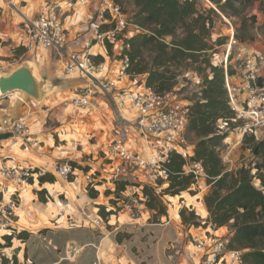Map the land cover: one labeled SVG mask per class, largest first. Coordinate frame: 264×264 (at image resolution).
<instances>
[{
	"label": "built area",
	"instance_id": "2783aa9c",
	"mask_svg": "<svg viewBox=\"0 0 264 264\" xmlns=\"http://www.w3.org/2000/svg\"><path fill=\"white\" fill-rule=\"evenodd\" d=\"M96 4V6H94ZM94 7V15L89 21V35L81 41L77 50L62 51L67 42L66 27L62 17L64 13ZM22 45L29 53L39 49H50L61 58L64 74L78 73L86 84L78 90L77 95L69 98V103L82 112H98V96L108 97L116 94L118 103L116 126L109 131L108 138L101 144L100 151L111 169L109 182L118 179L124 181L126 188L114 214L102 217L85 215L86 221L96 229L106 230V222L117 214H126L130 221L138 223L145 213L148 195L143 192L141 184H162L168 182V172L164 167L168 154L175 151L185 159L184 173L192 174L199 184L206 177L200 162L191 159L193 145L189 143L186 131L188 124V102L178 97L176 88L165 92H156L146 85L145 76H131L127 73L129 66L127 43L128 37L144 32L127 15L116 0H42L33 15H23L21 20ZM107 46L110 49L107 51ZM104 48L107 54L113 55L117 67L110 74L105 61L94 59V48ZM214 64L224 70V84L228 105L234 116L229 119L219 118L216 121L218 133H227L224 143L233 131L239 130L234 144L223 145L220 157L227 170L234 167L233 147L241 143L245 133H252L256 139H264V82L262 64L254 53L245 52L244 45L234 40L233 29L229 30V40L222 45L219 59ZM124 78L131 80V85L118 89L117 85ZM119 90V91H116ZM4 95L0 93V101ZM244 120L243 125L235 123ZM231 125L233 128H231ZM235 125V126H234ZM26 117L10 118L0 108V133H10L14 139L27 132ZM226 144V143H225ZM1 163V162H0ZM53 173L67 179L73 168L68 162L55 164ZM94 169L88 170L83 177L86 185L98 189L100 172L94 177ZM98 172V171H97ZM33 172L29 168L7 165L0 166V231L12 228V219L16 216L17 198L12 191L8 196L3 187L5 181L24 183ZM205 184V183H204ZM208 187L205 184L204 188ZM8 188V187H7ZM157 189V190H158ZM15 190V189H14ZM99 191V190H98ZM107 210L113 209L111 206ZM109 232H107L108 235ZM229 236L214 234L193 235L192 253H183L184 258L193 263L207 251L204 264H217L219 259L228 264H241L242 252L228 249ZM84 248L78 244H69L68 259H74ZM96 259L94 264H99ZM221 262V261H220ZM59 264V263H52Z\"/></svg>",
	"mask_w": 264,
	"mask_h": 264
},
{
	"label": "trees",
	"instance_id": "16d2710c",
	"mask_svg": "<svg viewBox=\"0 0 264 264\" xmlns=\"http://www.w3.org/2000/svg\"><path fill=\"white\" fill-rule=\"evenodd\" d=\"M209 1L215 8L199 7L197 0H132L134 11L130 19L144 32L127 39V73L131 76L144 75L146 85L156 92L172 90L180 77L188 72L200 76L199 90L188 99L186 135L193 145L191 159L200 162L206 174L203 181L208 185V190L203 196V202L208 217L203 222L199 221L194 211H188L185 207L178 214L182 222L189 226L210 225L216 229L230 224L227 248L242 252L241 264H264V139L259 140L254 134L245 133L243 144L248 146L247 150L256 160L234 164L230 171L226 169L220 151L227 133L217 132L216 121L219 118L229 119L234 114L228 105L224 70L211 59L215 47L223 44L226 39H213L211 36L218 12L239 19L242 27L237 29L242 32L244 30V35L239 38L244 41L250 37L248 25L255 20L254 15H247V9L256 0ZM261 27L264 32V11ZM109 49L107 46V51ZM70 164L73 169L78 166L75 162ZM184 164L183 156L173 151L164 163L168 182L161 187V191L156 192L162 184L161 180H157L154 186L141 184L143 192L148 195L146 208L163 215L166 211L161 202L162 194L172 197L186 191L194 194L190 187L195 179L192 174L184 173ZM88 170V167L84 168L85 172ZM32 172H38V169L34 168ZM98 174L97 171L93 172L94 177ZM37 180L41 185L45 182L53 183L56 178L52 173L44 172L38 175ZM103 182L100 179L98 184ZM110 183L112 186L103 191V194L108 192L109 200L106 199L103 205H96L102 217L114 214L127 184L118 179ZM87 187L88 195L96 198L98 190L89 185ZM46 192V189L35 191L40 195ZM44 199L40 196V201ZM108 206L114 208V211L107 210ZM26 234V231H22L16 237L24 239ZM3 238L9 243L12 235H3Z\"/></svg>",
	"mask_w": 264,
	"mask_h": 264
},
{
	"label": "crops",
	"instance_id": "0c3cea01",
	"mask_svg": "<svg viewBox=\"0 0 264 264\" xmlns=\"http://www.w3.org/2000/svg\"><path fill=\"white\" fill-rule=\"evenodd\" d=\"M41 3V0H0V64L3 62V56L12 57V55H15L19 57V59L24 58L21 63L27 64L33 68V73L40 84H42V89L44 91L41 101H35L27 95H18L16 97H7V95H4L3 100L0 101V108L8 117L17 118L25 116L28 127L27 132L31 131L32 135L34 134L36 136H34L33 139L31 137L23 138L18 144L15 143L14 145L8 144L12 140L11 138L0 140V162L12 163L14 165L27 164L32 168L37 166L35 164V160L37 159H35L31 149L36 147L35 145L38 143L35 145L27 144L29 139L39 140V148L45 150L46 143L44 142V138H40L47 136V132L60 129L58 131V137L59 140L64 141V143L54 145V142L51 143L50 140H48L47 142H49V145L47 146L53 147V150L61 147L68 148L69 146L74 148V144L78 147V136L77 138L74 136L78 130H75L72 124L69 125L68 123L69 113H67L66 110L68 107H57V105L63 98H71L77 95L78 90L86 84V80L78 73L70 75L64 74L61 58L58 57L54 51L50 49H39L34 53H29L23 47L20 25L22 16L35 14ZM94 10V7H90L80 11L77 9L74 12L70 11L64 13L62 21L66 27L67 42L62 51L69 52L71 50H77L81 41L89 35L90 25L88 23L94 15ZM95 52L97 53L94 59L97 61H105L107 66L106 70L112 74L117 67L113 55L107 54L104 48H98ZM19 66L17 65V67ZM130 81L131 80L124 78L118 83V89L120 90L131 85L132 82ZM96 99L100 111L91 113L87 111L79 112V121L82 127L81 132L83 134L82 137L80 136V142H83L82 138L88 136V145H92L89 140H97L99 143H103L108 138L109 131L116 126L117 117H115L116 111L114 108L118 103L116 94H112L108 97L98 96ZM49 100H51V102ZM75 110L78 116V108ZM95 136L96 139H92L95 138ZM80 145H82V143H80ZM62 150L61 153H66L67 149ZM89 152L88 159L99 162L98 168H92V166L88 164V166H91L89 171L94 169L100 172V178L104 180L103 184L99 185L97 189L99 190L98 197L96 199L94 198V201H92L94 202V206L103 205L106 201H102L104 194L101 188L104 187L103 185L105 184H109V187L112 186L109 182L111 169L107 160L102 157L103 153L97 154L96 152L99 151ZM45 154L46 153H41L40 155L46 156ZM232 157H234V154ZM61 163L65 162H60V164ZM46 169H48V167ZM77 172L82 173V169L78 170V168H74L70 176H75L76 179L78 176ZM75 183L76 181L69 184ZM201 183L204 184V181H201ZM50 185L56 186V182ZM3 187H8L5 181L3 182ZM8 192H10V189ZM87 195L84 196L87 198ZM88 198H90V196ZM191 198L193 199L194 197ZM172 200H175L174 197ZM197 204L198 208L195 207L198 216L197 220L203 222L208 217V212L203 201L199 199ZM93 210L94 215H99L97 207H93ZM121 215L122 214L119 216L121 217ZM174 217L178 219L179 222L181 221L178 211L175 213ZM15 220L14 223H18V221ZM83 222L85 223V221ZM165 222L167 223L165 225L169 224V221ZM120 223L122 222L120 221ZM154 226H156V224H150L145 230L147 236L142 242L136 243L137 250L135 251L138 254L133 256L128 253L125 246L119 244L123 237L122 234L121 236H117L119 239V241L116 239L118 242L117 244L112 237H110V233L107 235V230L100 229L103 235L98 236V234H95L89 229L79 227L78 224H76L74 228H62L51 236L48 235L51 229L47 231V234L29 231L30 234L25 240L17 239L18 243H12L10 246H5L4 238L2 239L0 237V264H94L96 259H98L99 264H204L207 258V251L205 250L200 258H195V260H193V263H189L184 258L183 253L193 252V246L191 244L192 236H203L208 233L219 236H230L231 232L230 224L216 229L212 228L210 225L204 227L202 225L189 226L187 224H180L181 228L175 230V238L169 241L171 237H167L163 229H158ZM13 227L15 226L13 225ZM65 229L68 230L67 232H71L70 235H62ZM168 229L169 231L172 230V228ZM69 242H75L78 245L84 246L82 251L74 259H68L66 245ZM51 248L56 251V253H53L52 258L47 257V253H50L49 249ZM13 260L15 263H13ZM217 264L228 263L226 260L222 262V260L219 259Z\"/></svg>",
	"mask_w": 264,
	"mask_h": 264
},
{
	"label": "rangeland",
	"instance_id": "374dc122",
	"mask_svg": "<svg viewBox=\"0 0 264 264\" xmlns=\"http://www.w3.org/2000/svg\"><path fill=\"white\" fill-rule=\"evenodd\" d=\"M123 11L129 15V17L132 15L134 11V6L132 0H116ZM42 2V0H41ZM198 6L203 8H209L213 7L215 8V5L212 4L209 0H197ZM96 6V4L94 5ZM263 11H264V0H256L252 6H250L247 9V15H254L255 20L251 25H248L249 27V39L241 41L239 36L244 35V30L242 32L241 29H237L238 27H242L239 19L237 17H227L223 15L222 13L218 12V16L215 18L214 27L212 29V38L216 39L218 37H225V41L223 44H225L229 40V30L233 29L234 31V40L241 45H244L245 52L247 53H254L258 58H260V62L262 64V78L258 81L264 82V32L263 29H261L262 24V17H263ZM250 22V21H248ZM217 45L215 47V50L213 51L211 55V59L213 61L217 62L219 59V53L221 51L222 45ZM98 47H95L94 50H97ZM3 62L0 64V76L1 75H7L11 71H13L17 65H22V60L24 58L19 59V57L12 55V57L3 56ZM18 60V61H14ZM201 84V78L196 73L188 72L184 75H182L179 79L178 84L176 85V91L178 94V97L183 99L184 101H187L189 103V98L192 96V93L197 92L199 90V86ZM7 97H16L18 95L26 96L25 93L20 91H15L11 93L5 94ZM4 97V96H3ZM69 97V96H68ZM73 97V96H72ZM69 98H63L60 103L57 105V107L65 106L68 107L67 113H69V125L72 124V127L76 131V138L78 136V147L75 146L74 148L72 146H69L68 148H59L56 150H53V147H48L49 142H54V145H60L63 144L64 141H60L58 137V131L60 129H57L56 131H50L47 132V136L41 137L40 139L44 138V142L46 143L45 150L43 148H39V140H28L27 144L35 145L36 147L32 148L31 151L34 153V157L36 162L35 164L37 166H34L33 168L30 165L27 164H16L18 167L22 168H29L30 171L32 169L36 168L38 169V172H33L32 177L28 176V178L25 180L24 183L19 181H9L8 182V188L10 189L9 193H6V196H8L12 191H15V194L13 195L14 198H17V209H16V215L12 219V227L13 225L15 227L10 228V230L0 231V237L3 239V235H12V239L9 243L5 240L4 245L10 246L12 243H15L17 241L16 234L22 231H26L25 238L30 234V232L35 233H41V234H47L51 236L53 233H57L62 228H74L76 224H78L79 227H82L84 229H89L90 231H93L95 234H98V236L103 235L99 229H94V227L86 221L85 218L86 214L90 215V218L94 217V198H88L87 195L88 187L86 185L85 178L83 177V174L86 172L84 171L85 167L88 168H98L99 162L88 159L89 158V151H99L96 152L97 154L102 153L100 151L101 144H97L98 146H92L88 145L87 137L82 138L83 142H80V138L83 136L81 130V123L79 121V110H78V116L76 115L77 112L73 105L69 103ZM3 100V98H2ZM51 102V100H49ZM56 102V101H55ZM54 102V103H55ZM40 103V102H39ZM234 116V115H233ZM244 120H239L235 123V125H243ZM234 125V126H235ZM231 128L233 126L231 125ZM239 133V130L233 131L231 137L225 140L226 144L223 142V145H227V143L230 142V144H234V141L238 138L237 134ZM50 134V135H49ZM78 134V135H77ZM35 135L31 133V131L26 132L23 135H20L14 139H12L8 144L14 145L15 143L18 144L23 138L31 137L33 139ZM81 136V137H80ZM36 137V136H35ZM244 138V136H243ZM92 139H96L92 138ZM9 141V140H8ZM17 141V142H16ZM189 141V140H188ZM30 142V143H29ZM90 144H96L97 140H89ZM82 143V145H80ZM99 143V142H98ZM189 143H191L189 141ZM16 144V145H17ZM248 146L243 144V139L241 143L237 146L233 147L232 155L234 154V164H245L250 163L256 158L249 152L247 149ZM67 149L66 153H61L63 150ZM71 149V150H70ZM52 150V151H48ZM45 151V152H44ZM36 153V154H35ZM41 153H46V156L40 155ZM33 156V154H32ZM101 156V155H100ZM103 157V156H102ZM60 162H68L69 164L71 162H75L78 166L75 168H78V170L82 169L81 172H77L78 176L75 179V176H70L67 179L61 178L59 175H56L53 173V165L60 164ZM90 164L91 166H88ZM2 163H0V166ZM7 165H14L12 163H7ZM48 167V169H46ZM44 172H50L55 175L56 178V186H52L50 184L45 182L43 184H39L37 177L38 175L44 173ZM71 175V174H70ZM32 179V180H30ZM76 181L75 184H69L71 182ZM54 183V182H53ZM103 184V183H102ZM101 189L103 191H107L109 184L103 185ZM205 184L200 183L194 184L190 187L191 191L194 192V194H190L189 192H184L181 195H175L174 199L172 200V196L169 195H161V202L163 206L165 207V214L159 215L156 211H151L147 208L148 213H145L143 215V218L138 221V223L135 222H125L130 221L127 218L126 214H122L120 217V221L122 223H119L117 221V214L115 217H112L110 219V223L106 222V230L110 233V237L114 240L115 243L118 244L116 239L118 240V235H123L121 241L119 244L125 246L128 253L133 256L138 254L135 250H137L136 243L142 242L145 240V237L147 236L145 230L150 226V224H156V228L163 229L165 231V234H167V237H171V240L175 238V230L178 228H181L180 224L183 225L184 223L182 220L179 222L178 219L174 217L175 213L185 207L189 210H193L196 217V211L195 207L198 208V202L199 199L203 201V196L208 190V187L204 188ZM166 187V186H165ZM15 189V190H14ZM40 189H46V193L43 195L35 193V191ZM161 190H157L156 192H160ZM86 193V194H85ZM87 195V198L84 196ZM40 196L44 197V201H40ZM195 196V197H194ZM98 197V195H97ZM96 197V198H97ZM108 192L104 193V197L102 201H106V199L109 200ZM191 197H194L193 199ZM95 198V199H96ZM93 200V201H92ZM16 219V220H15ZM86 219V220H85ZM146 219V222H145ZM15 221H18V223H14ZM85 221V223L83 222ZM165 221H169L168 225ZM182 222V223H181ZM76 223V224H75ZM80 224V225H79ZM168 228H172V230L169 231ZM30 231V232H29ZM68 230H63L62 235H70L71 232H67ZM71 231V230H70ZM153 235V234H152ZM22 239V240H25ZM136 239V240H135ZM21 240V242H22ZM168 241V242H169ZM135 242V243H134ZM69 244H77L75 242H69L66 245V249L68 248ZM50 253H47V257L52 258L53 253H56L53 248L49 249ZM195 260V259H194ZM191 263V262H189Z\"/></svg>",
	"mask_w": 264,
	"mask_h": 264
},
{
	"label": "water",
	"instance_id": "95a60500",
	"mask_svg": "<svg viewBox=\"0 0 264 264\" xmlns=\"http://www.w3.org/2000/svg\"><path fill=\"white\" fill-rule=\"evenodd\" d=\"M20 91L31 97L35 101H41L44 95L42 84L36 79L33 68L27 64H22L7 75L0 76V93ZM11 134L0 133V140L10 138Z\"/></svg>",
	"mask_w": 264,
	"mask_h": 264
},
{
	"label": "bare ground",
	"instance_id": "6f19581e",
	"mask_svg": "<svg viewBox=\"0 0 264 264\" xmlns=\"http://www.w3.org/2000/svg\"><path fill=\"white\" fill-rule=\"evenodd\" d=\"M195 197V196H194Z\"/></svg>",
	"mask_w": 264,
	"mask_h": 264
}]
</instances>
